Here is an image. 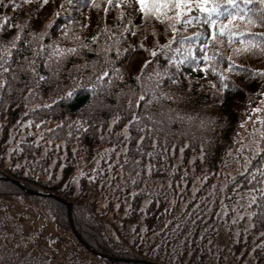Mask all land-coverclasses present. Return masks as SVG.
<instances>
[{"label": "trees", "instance_id": "trees-1", "mask_svg": "<svg viewBox=\"0 0 264 264\" xmlns=\"http://www.w3.org/2000/svg\"><path fill=\"white\" fill-rule=\"evenodd\" d=\"M97 2L101 4L100 9L80 7L76 0L71 5L64 0L63 7L61 0H48L42 6L40 0H31L30 3L0 0V19L9 18L0 25V41H10L17 31L21 32V39L16 41L17 48L11 49L12 57L6 63L0 60L9 68L3 75L11 85V91L7 86L0 88V264H215L213 256L218 249L215 238L218 227L225 220L219 218V213L222 209L225 214H230L237 194L249 192V189L255 197V202L251 197L247 206L253 213V226L244 234L248 238L253 236V240H262L264 197L259 193L264 191V185L259 181L264 180V175L253 169L264 166V152L252 155L246 168L231 175H215V172L229 149L237 146L240 122L256 114L264 116V110L251 112V108L261 107L264 101L260 95L264 92V76H251L249 71L264 69V54L244 53L234 57L244 70L229 71L225 81L229 87L219 93L209 84L212 81L218 89V75L210 71L205 75L199 69L193 71L190 63H182L177 70L175 64H168L171 53L150 56L148 51L139 47L124 51L138 42L145 48H154L156 42L166 43L173 37L166 23L155 18L145 22L141 13L124 4L120 9L114 4L108 5L109 11L105 13L106 0ZM247 7L253 18L264 15V5L259 0H252ZM121 9L126 13L123 17L119 16ZM54 12L60 14L55 16ZM187 15L204 14L191 9L185 17ZM129 17L131 24H128ZM8 24L13 26L9 28ZM84 24L87 26L81 27ZM61 25L65 27L61 28ZM103 25H108L110 32L118 35L123 25L128 26L124 38L118 45H112L108 52L112 61L110 69L119 68L123 79L113 78L109 86L105 77L102 89H89V83H99L96 75L105 59L102 51H96L108 45L110 32H103ZM133 26H136L135 35L131 31ZM174 26L178 29L177 36L188 40H192V33L197 31L208 34V26L203 21ZM65 28L69 36L79 35L81 41L74 42L62 35ZM152 29L156 35L152 34ZM98 31L101 36L92 42L90 38ZM31 32L42 33L43 38L30 36ZM255 33H264V25L258 22L249 26L244 38L264 43V37H254L252 34ZM233 39L239 43V37ZM25 40L29 43L25 44ZM81 42L89 44L90 48H78L76 53L66 54L58 65L53 58L50 66L45 67L51 49H40V44L53 47L59 44L69 48ZM194 42H205L204 37H198ZM169 47L176 49V59H181L180 40L173 38ZM218 47L225 56L232 51L226 39ZM117 48L121 49L119 56ZM33 49H36L35 53ZM192 52L202 54L198 47ZM25 57L28 62H33L31 66L39 75L48 79L40 81L31 71H21L19 66L25 63ZM145 60L149 63L141 70ZM85 64L89 66L84 67ZM77 65L81 67H75ZM92 66L97 72H92ZM218 67L226 68L227 62ZM155 72L160 73L159 79L152 75ZM137 74L141 76L140 80L135 79ZM14 75L17 79H13ZM173 80L177 82L173 83ZM29 87L33 88V93H28ZM69 89L73 90L70 97L56 99L63 97ZM128 90L135 96L143 94L145 100L128 107ZM117 93H120L119 98ZM161 93L165 95L161 96ZM132 112L141 117V123L130 126V137L125 140L121 130L131 119ZM145 112L148 116L144 115ZM117 114L121 118L109 128V122ZM26 120L32 122L31 126L20 127ZM77 120L87 128H81ZM40 121L44 123L37 128ZM138 127L144 128V132L138 131ZM45 129H53V132ZM37 135L41 140L33 143ZM140 135L145 136L140 145L143 152L137 151L136 140ZM152 137L158 141L155 149L151 145ZM49 139L53 145L63 144L59 149L53 146L45 151ZM17 141H20V151L16 149ZM113 144L116 145L114 149ZM125 144L128 147L127 164H124L125 153L116 156ZM106 148L112 151L99 155ZM150 151L151 156L148 155ZM96 156L99 165L93 162ZM137 156L140 159L134 163ZM117 160L118 164L113 163ZM109 163L112 164L111 174L107 169ZM150 164L154 167L149 171ZM173 164L176 168H172ZM93 168L97 169L95 173ZM101 168L103 172L99 171ZM79 172L84 175L80 176ZM2 176L71 202L72 221L83 240L115 261L98 257L79 243L71 231L64 203L54 197L29 194ZM89 176H94V180L90 181ZM15 196L42 218L47 217L46 220L59 232L58 237L52 236L54 234L47 225L37 228L31 224L27 231L22 217L6 211L5 199ZM183 205L181 211L170 217L175 207L180 210ZM254 233L258 234L257 237ZM47 235L54 242L47 244V239L45 243Z\"/></svg>", "mask_w": 264, "mask_h": 264}, {"label": "snow or ice", "instance_id": "snow-or-ice-1", "mask_svg": "<svg viewBox=\"0 0 264 264\" xmlns=\"http://www.w3.org/2000/svg\"><path fill=\"white\" fill-rule=\"evenodd\" d=\"M31 0H24V3H30ZM48 0H40L41 6L45 3H47ZM77 3H79L80 7H94L96 9H100L101 4L97 2V0H76ZM260 4L264 5V0H259ZM67 3L71 5L73 3V0H67ZM252 3V0H106V4L104 6V11L107 13L109 11L108 5L114 4L115 7L120 9V5L124 4L129 8H132L133 11L139 12L142 14L143 21L147 22L151 19L155 18L158 21H161L162 23H166L168 28H171V31L173 33V37H170L168 41L164 44H159L156 42L154 48H145V45L143 43H139L137 45L130 46L129 49H125L124 51H130L134 49L135 47H139L141 49H145L149 52L150 56H156L157 53H160L162 55H168L171 53V58L168 60V64L172 65L175 64L177 70H179V67L182 63H190L193 65V71H196L199 69L200 71L204 72L205 75L208 74V71L218 75L220 80V87L217 89L216 85L209 81V84L213 89H216L217 92L223 93L226 88L229 87L228 84L225 83L227 76L226 74L229 71H243L244 66L237 64V61L234 59V57L240 56L244 53H252V54H264V43L257 42L255 39H245L244 34L249 31V26L257 24L258 22L261 25H264V15L257 16L256 18H253L252 15H250V9L247 7ZM64 0H61V7H63ZM13 7H16V5H13ZM191 9L198 10L199 13L204 14L201 15H187L185 17V13H188ZM79 11V9H77ZM169 12L172 14L169 15ZM59 12H54L53 15L58 16ZM126 13L123 9L119 11V16L123 17ZM183 17V18H182ZM9 18L7 16L3 17V19H0V25L4 24V21H7ZM203 21L208 26V34L206 35L204 32L197 31L192 33V40H188L184 36H177L178 29L174 26L177 23L183 24L184 26L189 25L190 23H195ZM243 21V24H240L239 22ZM235 22V23H234ZM132 20L129 17L128 24H131ZM13 25L8 24L7 27L11 28ZM49 25H45V27H48ZM87 25H81V27H86ZM20 25H17V28H19ZM61 28H64V25L60 26ZM112 27H120L119 25H113ZM128 26L123 25V28L121 29L119 35L116 32H110V27L108 25H103L102 31L103 32H110V36L108 38V45L103 46L102 48H98L96 51H102L103 55L105 57L103 63L102 69L99 71V73L96 75V81L99 82L98 84L94 85L92 83H89L87 87L89 89H93L94 87H100L103 88L104 84V78L107 77V83L109 86L112 85L113 78L115 79H123L122 71L119 68L116 69H110V65L112 63L111 58L108 56V52L110 51V48L112 45H118L120 43V40L124 38V33L127 32ZM2 31V29H0ZM132 34L135 35L136 33V26H133V29L131 30ZM152 34L156 35L155 29H152ZM30 36L36 37L37 39H42L43 34L42 33H36L31 32L29 33ZM64 36H68V38L72 39L74 42H80L81 37L76 34H72L69 36L68 30L65 28L64 32L62 33ZM254 37H264V33H255L252 34ZM101 36V32H97L94 36H92L90 39L92 42H96L97 37ZM204 37L205 42H201L199 44L195 43L194 41L198 37ZM111 37H116L115 40H112ZM234 37H239V43L237 44L236 41L233 39ZM173 38H178L181 42V51H182V57L181 59H176V49H170V45L172 44ZM21 39V32L17 31L15 36L10 41H0V60L4 61L5 63L8 62L9 58L12 57L13 52L11 49H16L17 44L16 41ZM144 37H141V40H143ZM225 39L227 40V44L232 48V51L225 56L220 51V45H223L225 43ZM25 44H28L29 41L25 40ZM211 45V47H209ZM45 47L51 49L49 52L48 59L45 60V67L48 68L50 64L52 63V59L55 58V61L57 65L59 62L63 59V57L66 54L76 53L78 51V48H84L89 49L90 46L87 43H77L74 47L69 48H63L59 44L56 45V47H53L51 44L45 46L43 44L39 45L40 49H44ZM199 48L202 54H195L192 52V49ZM34 53L36 52V49H33ZM117 55L119 56L121 54V49L117 48ZM43 54L42 52L40 53ZM25 63L21 64L20 70L21 71H31L33 76H38V79L40 81H45L48 79L47 77L43 75H39L36 72V69L32 67L33 62H28L27 58L25 57ZM227 62V67L220 69L218 66L221 63ZM149 63L148 60H145L143 62V65H141V70H143L144 65H147ZM89 65L85 64L84 67H88ZM77 68L81 67L80 65L75 66ZM111 70V76H109V72ZM9 71V68L4 66V63H0V88H4L7 86L8 90L11 91V85L8 84L4 77V73H7ZM251 76H264V69H250ZM92 72H97V69L92 66ZM53 75H56L55 72H53ZM156 79H159L160 73L155 72L152 74ZM83 78V77H82ZM13 79H17V77L14 75ZM73 80H75V77H72ZM135 79L140 80L141 76L139 74L136 75ZM173 83H176L177 81L173 80ZM189 88H191V80H189ZM28 93H33V88H28ZM73 94V90L69 89L68 92L63 94V97L58 96L56 99H63L70 97ZM120 93H117V97L119 98ZM165 95L164 93H161V96ZM260 95L264 97V92H261ZM170 98V97H169ZM155 99V97H154ZM145 97L143 94L139 96H135V94L128 90V99H127V105L128 107H131L133 104L139 105L141 101H144ZM147 103H151V101H147ZM261 107L251 108L252 113H260L262 110H264V101L261 102ZM37 107H40V105H37ZM44 107H48V105H44ZM145 116H148V113H144ZM120 115L117 114L115 118L109 122L108 127L111 128L116 121L120 119ZM151 119V117H149ZM191 119V117H189ZM255 121L260 122V126L256 127L254 126L252 129V132L248 135L247 138H243L244 142L240 144V147L236 150L238 153L242 152L244 149H250L252 155H258L261 152H264V147H262V144H264V116L262 115H256ZM19 123V122H18ZM31 121H24L23 124H20V127H23L25 124L31 126ZM44 121H40L36 125L37 128H40V125L43 124ZM76 123L81 128H87L86 124H81L79 120L76 121ZM136 123L139 125L141 123V117L137 115L135 112L131 113V119L124 124L123 129L121 130V133L123 134L125 140L129 139V128L130 126ZM241 125H243V121L240 122ZM255 123V122H254ZM56 126H54L55 128ZM146 127H151L150 125H147ZM45 131L51 133L53 132V129H45ZM138 131L141 133L144 132V128H139ZM77 136L80 135L79 131H77ZM254 134H258L254 135ZM68 135H71V133H68ZM103 139V136L100 137ZM145 139L144 135H140L139 138L136 140L137 144V151L143 152V148L140 147L141 142ZM41 140V136L37 135L36 140L33 143L39 142ZM157 139L155 137L151 138V145L152 148L155 149L157 146ZM63 142H61V145ZM20 141L16 142V149L17 151H20ZM61 145H53L52 139H49L46 141V147L45 151L48 150L50 147H57L58 149L61 147ZM185 147L187 146V142H185ZM116 147L115 144H113L112 149ZM174 147V145H173ZM112 149H103L101 150L100 154L101 156L107 154L108 152L112 151ZM8 151H12L11 148H8ZM162 151L166 152L167 148H162ZM181 152H183V148L180 149ZM231 149H229V153H231ZM125 153L124 158V164L128 163L127 159V152L128 147L125 144L123 147L120 148L119 151L116 152V156H120V154ZM76 154V149H73V155ZM153 153L150 151L148 152V155L151 156ZM201 158H203V151L200 153ZM139 156L136 157V160L134 163L139 161ZM161 159H164L163 156H161ZM239 162V161H237ZM100 160L96 159V164L99 165ZM113 163L118 164L119 161H113ZM191 163V161H190ZM250 163L248 156L244 157V166H246ZM154 167L153 165H148L149 171L151 168ZM161 170L163 171V166H160ZM172 168H176V164L172 165ZM107 169L109 171V174L112 172V164H107ZM92 171L95 173L97 171L96 168H93ZM100 172H103L104 169H99ZM254 172L258 171L261 173V175H264V166L260 169H253ZM80 176H83V172L78 173ZM137 175H139L137 173ZM120 176L121 180L123 182V166L121 165L120 170ZM94 176H89L88 179L94 180ZM75 179V177L73 178ZM260 184L264 185V180L259 181ZM251 189H249V194L251 193ZM239 195V194H237ZM260 196L264 197V191H261L259 193ZM252 201L255 202V197H252ZM118 206V205H117ZM237 215H243L242 213H237ZM247 215L250 218V222L248 225V228H251L253 226L251 222V217L253 215L252 212H248ZM245 234H247V229H245ZM264 234V233H262ZM251 252V249H249ZM253 264H264V252H262L259 256H255L253 259Z\"/></svg>", "mask_w": 264, "mask_h": 264}, {"label": "rangeland", "instance_id": "rangeland-1", "mask_svg": "<svg viewBox=\"0 0 264 264\" xmlns=\"http://www.w3.org/2000/svg\"><path fill=\"white\" fill-rule=\"evenodd\" d=\"M256 115H253L254 117H247L243 120L244 123L241 125L237 135V146L234 147L231 153L228 152L227 156L222 160L220 168L216 171L217 173L215 172V175H231L232 173L245 167V156H248L250 160L252 156L250 149H244L240 153L236 150L240 147V144L244 142L243 138H247L252 132L253 127L260 126V122L255 121ZM254 135L258 136V134ZM98 156L95 157L93 162H96V159H99ZM251 197L252 195L251 193L249 194V192H243L237 195L231 205L230 209L232 212L230 214H225L226 212L221 209L219 218H225V220L218 227L219 230L217 231L215 238V241L218 244V249H215L213 256V262L215 264H253L254 257L259 256L262 252H264V238L256 241L253 240V236L248 238L244 234L245 229H248L249 225V216L247 215L249 209L247 206ZM5 200L6 211L10 212L12 215H19L22 217L23 224L27 231H29L31 224L37 228L47 225L49 231L56 236L51 235L53 237H58L59 232L55 230L54 225L50 221L46 220L47 217L42 218L40 214H36L35 209H32L31 206L28 207L20 197H7ZM183 208L184 205L180 208V210L175 207L170 217L177 214ZM238 212L243 215H237ZM254 234L257 237L258 234ZM48 236L50 235H47L45 243H47L48 239L49 241L47 244H51L54 241ZM235 243H238V245L234 246ZM249 249H251V252Z\"/></svg>", "mask_w": 264, "mask_h": 264}, {"label": "water", "instance_id": "water-1", "mask_svg": "<svg viewBox=\"0 0 264 264\" xmlns=\"http://www.w3.org/2000/svg\"><path fill=\"white\" fill-rule=\"evenodd\" d=\"M3 178H5L6 180L8 181H11L13 183H15L16 185H18L23 191L29 193V194H35V195H39V196H50V197H54L56 200L64 203L66 205V208H67V217H68V221H69V224H70V228H71V231L72 233L74 234V236L76 237V239L92 254L94 255H97L98 257H102V258H106V259H109L111 260L112 262L115 260L114 258H111L107 255H104L102 253H99L97 252L96 250H94L93 248H91L87 243L86 241H84L81 237V235L79 234V232L76 230L74 224H73V221H72V217H71V208H72V203L69 202V201H66L64 200L63 198H61L60 196L58 195H55L51 192H42V191H38V190H33V189H30V188H27L25 186H23V184H21L18 180L16 179H13V178H10L8 176H3ZM127 261H130V262H140L142 260H133V259H126Z\"/></svg>", "mask_w": 264, "mask_h": 264}]
</instances>
